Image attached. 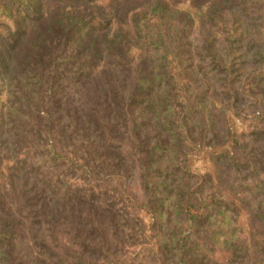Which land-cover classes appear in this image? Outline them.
Wrapping results in <instances>:
<instances>
[{
  "label": "trees",
  "instance_id": "trees-1",
  "mask_svg": "<svg viewBox=\"0 0 264 264\" xmlns=\"http://www.w3.org/2000/svg\"><path fill=\"white\" fill-rule=\"evenodd\" d=\"M26 2L37 7L36 0ZM221 2L225 7L210 11L198 28L188 13L158 4L133 16V37L117 32L100 48L89 35L102 24L79 15L54 16L48 29L55 30V36L43 42L47 30L33 40L22 63L23 67L28 62V68L14 74L10 92L17 169L13 182L15 176L22 182L24 200L9 209L0 241L9 239L13 264L22 259H30L28 264L43 261L34 249V225L41 223L47 202L58 195L63 201L87 177L101 181L105 169L98 162L96 174L91 170L88 141L89 125L107 113L106 102L99 100L106 94L98 96V107L85 98H92L87 87L94 74L104 70L113 72L112 78H103L108 86L113 76L121 83L123 110L117 112L136 132L140 120L147 126L157 120L156 125L169 128L174 138L172 171L181 183L176 185L177 217L168 221L172 238L169 245L160 244L162 250L148 249L153 254L150 262L142 259L137 264H207L198 226L211 213L215 222L210 223L212 232L207 230L209 239L218 235L234 254L248 250L249 264H264V0ZM12 11L0 0V13L10 16ZM39 49L43 54L35 56ZM78 92L76 102L72 94ZM196 161L203 165L196 166ZM84 187L93 198L106 189L97 183ZM116 191L151 223L161 215L149 205V194L139 198L126 182ZM231 206L239 208L237 220L227 213ZM78 260L90 264L83 256ZM209 262L219 264L215 259Z\"/></svg>",
  "mask_w": 264,
  "mask_h": 264
},
{
  "label": "rangeland",
  "instance_id": "rangeland-1",
  "mask_svg": "<svg viewBox=\"0 0 264 264\" xmlns=\"http://www.w3.org/2000/svg\"><path fill=\"white\" fill-rule=\"evenodd\" d=\"M3 1L13 11L10 16L4 12L0 13V232L9 222V209L24 200L21 193L22 182L16 176L15 183L13 182L17 169L12 155V79L14 74L27 70L25 68H28V62L27 67H22V63L29 55L31 43L39 34L49 30L51 19L56 15H79L101 23L102 28L89 35L93 43L100 48L114 33L124 32L133 37V16L148 12L158 4L174 11L188 13L195 28L201 27L200 24L205 25V16L210 11L220 6L225 7L221 0H36L37 7L34 3L27 4L26 0ZM34 7L35 12H28ZM226 7L234 9L233 4ZM54 33L55 30L45 33L43 42L53 38ZM81 36L82 34H78L77 38ZM85 36L87 35L83 37ZM41 51L43 49H39L35 56L42 55ZM192 58L197 63L195 57ZM112 75L113 72L109 70L95 73L87 87L92 98H85L92 106L98 107V96L106 94V99L101 97L99 100L106 102L104 107L107 113L103 118L96 116L92 125H89L88 141L91 147L88 153L91 157V170L96 174L98 162H101L102 168L105 169L101 172V181L87 177L75 186L63 201L59 200L63 196L58 195L54 201L47 202L41 223L34 225L38 230L34 249L43 260L41 264H82L78 260V257L82 256L90 261V264H124L125 261L128 264H137L142 259L150 262L153 254L148 249L162 250L160 244L167 246L171 241L168 221L177 217L174 213V202L177 200L176 185L181 183L172 171L174 138L168 134L169 128H159L156 125L157 120L149 121V126L144 124V120H140L137 122V132L131 127L130 121L117 112L122 109L119 101L123 93L121 83L117 84L113 76L111 85L108 86L107 81L103 79H110ZM22 78L23 87L24 75ZM203 80L210 81L206 78ZM72 96L79 102V92ZM100 110L103 111L99 109L98 113ZM96 121L100 123L96 124ZM195 165L201 167L203 163L196 161ZM208 167L211 172L215 171L210 164ZM69 177L66 179L69 180ZM69 181L71 182V179ZM122 182H126L139 198H148L149 194V205L161 213L156 221L151 223L149 216L136 212L118 195L116 188ZM96 183L106 189L101 195L95 192L96 196L93 198L85 193L84 186ZM236 209L232 210L231 206L227 213L234 217ZM211 214L198 226V241L205 246L201 248V253H204L209 261L218 260L219 264H231L230 258H237L238 263L233 264H249L251 256L250 252L246 254L248 250L243 249L234 254L233 247L225 248L221 244L222 237L213 235L211 239L208 238L207 230L211 231L215 222ZM234 219L237 220L235 217ZM244 220L247 221V218L243 215ZM230 226L235 225L230 223ZM244 228L246 229L247 225ZM161 237L163 240L158 243ZM249 248L252 249V246ZM163 250L166 254L169 252L167 249ZM10 253L12 250L9 239L0 241V264H13L14 257ZM209 261L207 264H212ZM29 262L30 259H22L20 264Z\"/></svg>",
  "mask_w": 264,
  "mask_h": 264
}]
</instances>
